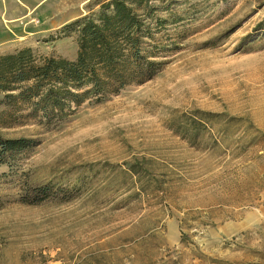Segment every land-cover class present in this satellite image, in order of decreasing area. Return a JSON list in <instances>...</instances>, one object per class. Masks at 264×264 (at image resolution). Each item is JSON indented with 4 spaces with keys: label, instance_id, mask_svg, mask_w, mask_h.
Wrapping results in <instances>:
<instances>
[{
    "label": "rangeland",
    "instance_id": "obj_1",
    "mask_svg": "<svg viewBox=\"0 0 264 264\" xmlns=\"http://www.w3.org/2000/svg\"><path fill=\"white\" fill-rule=\"evenodd\" d=\"M107 1L0 0L3 49L73 60L63 29ZM166 7L143 85L52 125L0 97L4 137L39 142L0 163V264H264V0Z\"/></svg>",
    "mask_w": 264,
    "mask_h": 264
},
{
    "label": "trees",
    "instance_id": "obj_2",
    "mask_svg": "<svg viewBox=\"0 0 264 264\" xmlns=\"http://www.w3.org/2000/svg\"><path fill=\"white\" fill-rule=\"evenodd\" d=\"M168 1L111 0L102 4L98 17L66 25L62 32L75 36L78 45L73 60L40 55L31 47L0 55L1 103L27 107L30 116L52 125L86 102L105 101L127 87L154 79L168 64L165 54L172 50L157 34L167 23L178 22L175 11L166 7ZM166 8L167 17H160ZM38 145L36 140L5 138L0 132V163ZM48 196V189L40 187L29 203Z\"/></svg>",
    "mask_w": 264,
    "mask_h": 264
},
{
    "label": "crops",
    "instance_id": "obj_3",
    "mask_svg": "<svg viewBox=\"0 0 264 264\" xmlns=\"http://www.w3.org/2000/svg\"><path fill=\"white\" fill-rule=\"evenodd\" d=\"M9 38H10V35L6 34L5 28L2 25V21L0 19V55L9 54V53L15 52L16 50L22 49L21 47H17L14 50H8V51L3 49L4 44L6 43V41ZM9 42H11V41H9Z\"/></svg>",
    "mask_w": 264,
    "mask_h": 264
}]
</instances>
